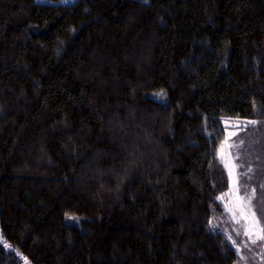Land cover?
<instances>
[{
  "label": "trees",
  "instance_id": "obj_1",
  "mask_svg": "<svg viewBox=\"0 0 264 264\" xmlns=\"http://www.w3.org/2000/svg\"><path fill=\"white\" fill-rule=\"evenodd\" d=\"M252 120L264 0H0V264H264L216 156L247 133L264 227Z\"/></svg>",
  "mask_w": 264,
  "mask_h": 264
},
{
  "label": "rangeland",
  "instance_id": "obj_2",
  "mask_svg": "<svg viewBox=\"0 0 264 264\" xmlns=\"http://www.w3.org/2000/svg\"><path fill=\"white\" fill-rule=\"evenodd\" d=\"M36 3L42 4H71L74 0H34ZM256 132L260 134L264 131V122H258L252 125L251 128H256ZM245 132H248L246 130ZM235 134V135H234ZM247 138V133L240 132L236 134L231 131L222 141L220 147L216 151V156L223 163L226 168L229 188L225 192L221 201L226 212L231 216L234 223L239 224L243 233L247 238V242L250 245L249 248L256 249V259L260 261L262 254H264V239H260L261 235H264V227L257 217L253 198L255 191H250L244 185L239 184V170L246 175L252 174L255 167H246L244 163H238V157L243 155L244 162L248 161L246 153V146L243 145ZM245 168V169H242ZM251 168V171H249ZM246 242V243H247ZM245 246V242L243 243ZM246 247V246H245ZM239 264H246L245 257L241 258Z\"/></svg>",
  "mask_w": 264,
  "mask_h": 264
},
{
  "label": "snow or ice",
  "instance_id": "obj_3",
  "mask_svg": "<svg viewBox=\"0 0 264 264\" xmlns=\"http://www.w3.org/2000/svg\"><path fill=\"white\" fill-rule=\"evenodd\" d=\"M247 123L255 125V124H257L258 122L252 120V121H248ZM234 135H235V134H234ZM249 171H251V168H249ZM254 191H255V190H254ZM259 238H260V239H264V235H261V237H259Z\"/></svg>",
  "mask_w": 264,
  "mask_h": 264
}]
</instances>
